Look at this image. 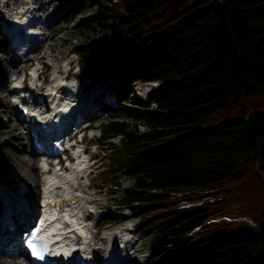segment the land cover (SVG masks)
<instances>
[{"label": "trees", "instance_id": "1", "mask_svg": "<svg viewBox=\"0 0 264 264\" xmlns=\"http://www.w3.org/2000/svg\"><path fill=\"white\" fill-rule=\"evenodd\" d=\"M85 1L93 10L77 25L103 21L105 32L74 47L80 79H119V99L136 81H160L142 113L123 108L101 128L99 142L121 140L105 158L134 178L123 187L116 166L99 174L114 204L138 218L156 264H264V109L246 97L264 88V0ZM242 97L249 118L192 128ZM244 214L252 222L233 219Z\"/></svg>", "mask_w": 264, "mask_h": 264}, {"label": "rangeland", "instance_id": "2", "mask_svg": "<svg viewBox=\"0 0 264 264\" xmlns=\"http://www.w3.org/2000/svg\"><path fill=\"white\" fill-rule=\"evenodd\" d=\"M46 2L47 0H18V1L0 0V72H1L2 60L4 59L6 62H8L7 64L9 65L10 71L13 73L12 78L6 79L5 82L2 83L3 85L0 84V98L2 99V100L0 99V129H5L6 131L11 130V135L9 134L5 137H1V131H0V179L3 178L4 180V183L0 182V187L3 186V184L9 185L11 188V195L14 196L13 195V193H15L14 188L15 187L22 188L23 181L28 180L29 181L28 183H30V185L33 182L32 180H29L28 176L25 174V172H23V170L17 171V169H14L12 166L14 163L20 164L16 151H21V147L23 145H26L28 148H30L31 143H30L28 131L23 123H22V128L25 131V138H24L25 142L21 143L20 139L18 138L19 136L18 135L19 130L17 129L18 126L15 125V122H19L16 119V114H15L16 110L8 106L6 111L5 106L8 105V103L16 106L15 102L12 100L16 96L14 95L15 94L14 91L12 93L13 90L12 86L18 81L19 77L25 74L26 78L30 79V72L34 73L35 68H37L36 70H40L42 66L45 64V68H44L45 73H43V75L45 74L44 76L48 80L51 81L55 80L57 82V89L60 91V93L63 94L64 96H68V98L65 100L68 101L67 102L68 107H72L74 105V102H76V106L79 107L80 106L79 99L81 98V102H84L82 109H84L88 106V104L91 103L92 96L93 98L96 97L95 99L96 101L94 100V102H92L91 104L92 108L90 107L92 112L95 109L100 108L102 106V102H104L105 105L108 106L105 109V111H102V114L100 113V115H97L99 112L98 113L93 112L91 114L87 110H84L83 112L78 114L79 116L86 115V117L95 115L93 117V124L94 126H96L95 132L98 135H96L95 138L92 139H88L89 136L87 135L85 136L84 140L87 141L88 145L90 141H92V143H95L94 145L88 147V152L86 153V157L88 158L89 156L92 155L94 156L97 155V157L95 164L91 165V167H93L94 170L87 177L82 176V178L78 179V174L80 173L78 170L80 168L76 170L77 171L76 178L81 182L76 183L78 187L75 189L74 194L69 193V195H75L77 193V195L79 194L78 196L81 197L76 203L75 202L71 203V205L75 207L76 210H79V212L82 215V219H84L85 222H88L89 225L91 223L90 229L87 230V232L89 231V233L91 234V236L95 241L93 248L99 247L101 253L104 254L105 253L104 248L107 246L108 242H110V239L113 238L116 241H121V238L123 237L122 234H124L123 232H125L126 230H130L129 231L130 234L127 233L125 234L126 236L130 237L132 240L130 246H133V249L131 248L130 251L134 250V253L132 255V260L135 262L134 264H156V261L159 259L156 255H153L150 252V245H151L150 237L139 229L138 218L131 213L128 207H123V209H119L114 204L113 194L111 195L109 189L102 185V181L99 178V174L103 171L114 175L115 172L111 169V167L116 166V168L119 169L117 174H118V178L122 180L121 185L123 187L130 186L134 182V178L132 177V175L130 176L125 171L126 168L122 166L117 161L116 158L114 159L105 158L108 154H110L111 150L114 147L121 145L120 144L121 140L119 139L120 137L119 135L112 136L108 139L112 143H110L109 141H103L106 144H103V142H99L98 139L101 136V128L103 127V124L106 123L107 120L112 118L110 114L114 115L117 112L121 111L123 108H127V107L130 108L129 111H131L133 114L137 115L142 113L143 102L144 100L147 99L149 94H146L144 96L142 95L136 96L135 95L136 89L140 88L142 90H145L147 86H150L151 87V90L149 91L150 93L153 89H156V87H158L160 81L157 79H153L149 81L146 80L136 81L132 86V88L126 91L127 95H125V97L122 99H119L118 96L113 92L114 86L120 82L119 79L115 81L113 79H109V80L105 79L103 81L98 82L97 84H93L92 86H90L91 82H86L80 79L79 67H78L79 56L75 54L73 50L76 45L86 40L100 39L105 32V27H104L105 22L103 21L95 22L88 27L77 25V22L79 21L80 17L90 13L93 10V8L90 7L85 0H64L60 5L57 6L58 8L61 9H58L57 7L56 8L53 7L56 10L55 12H51V10H49L50 7L48 5H47L48 7L45 9L38 8V6ZM23 7H29L31 9V11L26 15L27 17L21 16L19 13V11L23 10ZM34 11H36V14H34L32 21L29 23V26L28 27L24 26L22 30L18 31L19 38L15 41V42L19 41V43H23V44H25L28 40H30L31 44L35 42V44H33L34 49L32 51L30 50V52H28V55H19L18 53H16L13 47L14 45L12 46L11 51L10 50L8 52L4 51L3 47L5 45L11 44L12 42L2 32V27L6 26V22L7 23L10 22L11 24L13 20H17L19 18L23 19L24 17L28 18L29 14L32 12L34 13ZM41 19L47 21L45 27L41 25V23L39 22ZM44 28H45V32L47 33L42 35V39L46 37V40L42 42V39L41 40L38 39L37 41L33 39L34 37L31 34H33L34 32H38V30L42 31L44 30ZM58 28L61 29L56 31ZM48 35L50 37H47ZM42 45H44V49H40L42 48ZM51 45L54 46L51 48L50 47ZM39 50L44 52V54L46 53L43 60L36 58L34 56V53H36ZM57 58L58 59L60 58L59 62L57 61ZM16 65L18 68L16 67ZM69 65L71 67L74 66V68L72 70H69L67 75H65V77L69 78L72 76L75 78V76L73 75L77 76L78 80L76 78L75 79L78 87L77 89L79 90L77 92L79 99L77 97V93L74 95H70L69 94L70 91L66 90L65 86L61 85L64 82L63 79L64 74H66ZM206 69L207 68L204 66L189 72L173 73L171 75L164 76L163 80L165 83L172 81H181V79H183L184 77H194L201 75L206 71ZM30 85L26 86L29 94L32 93ZM79 85L81 87L82 85L83 86L86 85L85 90L80 92ZM8 90L11 91V94L10 91ZM45 91L43 90L37 92L39 101L42 100L41 94L42 92ZM86 94L88 96L85 98L84 95ZM246 97L250 102L255 101L259 103L255 105L256 108L255 111H257V113L261 112L264 109V88L256 87L255 90L253 91V95L251 97L247 95ZM124 102L126 103V105H123ZM151 106L154 107L155 104L152 103ZM253 112L254 110L252 106L249 104V102L246 101L245 97H242L239 100L231 99V102H229L225 107H222L220 109L213 111L212 113L207 114L201 121L194 124L192 128L207 129L209 126H217L219 123L223 121L232 120V119H241V118L247 119L250 117L251 113ZM10 115L12 116V118ZM9 116L10 119L12 120V123L10 125H8L7 123ZM144 127H145L144 124L139 123L140 129H144ZM12 133H14V135H12ZM4 138H7L5 142L3 141ZM95 140L97 143L95 142ZM27 154L28 157L30 158L32 156L35 157V160L37 161L36 167H38L39 155L37 156V154L31 152L29 153L27 152ZM92 158L88 160V163H92L93 161ZM23 165L24 164H20L22 168L26 166V164L24 166ZM8 168H10L11 171H13L12 172L13 174L14 171L16 170L17 174L14 178H12L11 175H7ZM24 169L26 171L28 170L27 173L29 174V171L31 169H29L28 167ZM39 171L40 174H38L37 171V176L38 177L40 176V179H42L41 175L46 176L47 175L46 173H48L42 171L41 169H39ZM62 171L63 173L69 172L68 170L65 172L64 170ZM38 179L36 181L37 183L36 186L38 189L40 188V190L42 191L43 182L38 181ZM66 188L68 189L70 187H66ZM206 197L210 201H213L215 198V196L212 195H208ZM218 197L219 199L222 198L221 195H219ZM21 199L27 202L28 200L36 201L37 203L41 199V197L39 196L37 191H34L30 188L28 190L27 196L22 197ZM182 201H185V199H183ZM201 202L202 201H197L195 203L198 204ZM184 203H188V205H185ZM184 203L183 206H190L192 204L191 202H184ZM119 213L121 215H118ZM86 215L88 216L87 218ZM221 218L230 219L231 217L229 215H223L221 217L213 218L209 221L218 220ZM245 218L248 219L250 222H252V220L245 214L233 217V219H245ZM13 249L15 250V248Z\"/></svg>", "mask_w": 264, "mask_h": 264}, {"label": "bare ground", "instance_id": "3", "mask_svg": "<svg viewBox=\"0 0 264 264\" xmlns=\"http://www.w3.org/2000/svg\"><path fill=\"white\" fill-rule=\"evenodd\" d=\"M14 1H18V0H14ZM63 1L64 0H47L46 3L41 4L40 6H38V8L39 9L40 8L45 9V8H47L49 6L50 7L49 10H51V12H55L56 10L54 8H56L58 5H60ZM58 9H61V8H58ZM30 11H31V9L29 7H23V10L19 11V13H20L21 16H26ZM33 16H34V13L33 12L29 14L30 19H32ZM26 17L24 18V20H22L20 18L17 19V20H14L13 23H17L18 22V23L26 26V24L29 22L26 19ZM39 22L44 27L47 24V21L46 20H43V19H41ZM4 28L11 29L13 31V37L14 38L16 37L15 29L13 27V24H10V22L9 23L6 22V26H4ZM22 29H23V27L18 28L19 31L22 30ZM41 33H42V31H39V34H41ZM36 34H38V33L37 32H34L31 35H36ZM5 35L9 39L12 37L9 34H5ZM47 37H50V36L48 35ZM44 40H46V37H44ZM28 44H30V40H28L25 44H21L18 41V44L17 45L23 46L21 48V49H23V48L27 47ZM53 46L54 45H51L50 47L52 48ZM11 49H12L11 44L5 45L3 47V50L6 51V52H8L9 50L11 51ZM33 49H34V46L30 50L32 51ZM40 49H44V45H42V48H40ZM30 50H28V52H30ZM28 52L27 53H22V54L23 55H28ZM45 54H44V52H42L41 50H39L36 53H34V56L36 58H39V59H42L43 60L44 57H45ZM59 59L57 58V61L58 62H59ZM7 63L8 62H6L4 59L2 60L1 72H0V84L4 83L6 79L13 77V75H12L13 73L10 71L9 65ZM16 67H17V65H16ZM12 71H15V70H12ZM53 82H54V84H53ZM49 85L51 86V88H57V82L55 80H52V82H50ZM82 88L83 87L80 88V92L83 91ZM150 90H151V87L150 86H147L145 88V90H142V89L138 88L135 91V95L136 96H141V95L144 96L146 94H149V91ZM8 91H10V90H8ZM12 93H13V90H12ZM10 94H11V91H10ZM32 95H33V93L30 95V97H32ZM77 97H78V93H77ZM34 98L38 100V96H35L34 95ZM78 99H79V97H78ZM14 100H15V105L18 104V103H20V101H21V102H23V106L24 107H28L26 100L24 101L21 98L19 99L17 97H15ZM65 100L66 99H64V101ZM56 101H57L58 104L59 103H62V98L61 97H57L56 98ZM79 102H80V106L78 108H76V109L73 110L74 111V115H78L81 112H83L84 110L89 111L91 114L93 112L94 113L95 112L98 113L100 111L99 109H95L93 112L91 111V108H92L91 107V104L93 102L92 99H91V103L88 104V106L86 108H84V109H82V107L84 105L83 104L84 102H81V98L79 99ZM5 103H6V101H5ZM11 105L12 104H9L8 103V105L5 106V110L7 111V107L8 106H10L12 109H15V106L14 105L11 106ZM49 108L50 109L47 112H50L52 110L51 107H49ZM41 113H44V111H42ZM15 114H16V119L19 121V122H15V125L18 126L17 129L19 130V134H18L19 136H18V138L20 139L21 143H23V142H25L24 141L25 131L22 128V123H23V121L26 122V121L30 120L31 115L28 114V117L29 118L26 119V116L27 115H25L24 118H21V117H18L17 116V112ZM10 116H9V119H8V122H7L8 125H10L12 123V120L10 119ZM80 117H86V115H84V116L81 115ZM11 118H12V116H11ZM33 129H37L39 131V129L37 127H33ZM30 130H31V128H28L27 129L28 134H29ZM0 131H1V137H5V136H7L9 134L11 135V130L6 131L5 129H0ZM12 135H14V133H12ZM6 140H7V138H4L3 141L5 142ZM43 141L45 142V140H43ZM26 147H27L26 145H23L21 147V151H16V153L18 155V158H19V163L20 164H24V165L26 164V166L23 165L24 167L22 168L20 166V164H16V163H14V164L12 163L13 164L12 166H13L14 169H17V171H22L23 170V172H25V174L28 176L29 180H32L34 183L32 182L31 185H30V183H28L29 182L28 180L23 181L22 188H20V187H15L14 188V190H15V193H13L14 196L11 195V188H10L9 185L3 184V186L0 187V193L2 195H4V197L6 199V205L3 206V207H0V264H29L28 258L25 255H20V254H18L16 252H13L12 251L13 248L15 247L14 240H17L18 239V236L20 235L19 230L23 226H26L27 223H29L30 220L32 218H34V216L37 213L38 207L40 206V205H38L36 203V201L28 200V202H27V201L21 199L22 197H26L27 196L28 190L30 188L32 190H34V191H37L38 194H39V196L41 194L40 188L38 189L37 186H36V184H37L36 181L39 178L38 181L41 182L40 176L39 177L37 176V171H38V174H40L39 169H42V165H39L38 167H36L37 166V161L35 160V157L32 156L30 158V157H28V154H27V152L28 153L29 152L34 153V150H32V147L31 146H30V148H28V147L26 148ZM2 151H4V150H2ZM78 156H80V153H79ZM75 165L77 166L78 169L79 168L81 169L83 167L82 160L79 159L78 162ZM26 167H28L29 169H31L29 171V174L27 173L28 170L26 171L24 169ZM68 168H69L68 166H65V167H63L61 169L64 170V172H65V171L69 170ZM42 171H45V166L43 167ZM12 172L13 171H11L10 168L7 169V175H11V177L14 178L16 176V174H17L16 173V170L14 171V174ZM75 176H77V171H75V173H73V172L63 173V172H60V171L57 170V173L56 174H54V175H48L47 176V179H54L52 182L47 180V185L56 186L55 189H51L50 191L51 192L59 193V194H57L58 196H60L61 194L64 193V191L62 190V188L59 185H57V182L58 181H60L63 186L70 187L75 192V189L78 187V185L76 183L79 181L78 180L79 178L77 179ZM0 182L1 183H4V180L0 179ZM43 185H44V181H43ZM45 192H47V191L45 190ZM50 195H51V193H50ZM50 195H47V197L45 199L46 201H48ZM78 195H77V193L75 195H69L65 199H63L62 202H59L58 200H54L53 203H48L47 204V210L50 211L52 209H56V211H58L59 209H64L65 207H63V206H67V204H71V203H74V202L76 203L79 200V198H81ZM56 198H57V196H56ZM67 213H69L68 210H66V214ZM70 217L71 216H69V218ZM72 217H73L72 219H74L76 221L75 224H74L75 227L78 226V223L79 222H77V221L79 219L77 217V214H74ZM87 217L88 216L86 215V218ZM7 220H9L10 225L13 226V229H10L9 226H7V224H6ZM62 224L63 223H62L61 220L56 221L55 224H54V227L53 228L54 229H58V233L52 234L51 237L54 238L55 240H57L58 237H60V235H61ZM88 228L89 227L87 226V229ZM15 235H16V237H15ZM128 242H131V240H129V238H125L124 240L121 241L122 244H128ZM64 245L65 246H69V245H66V244H64ZM93 245H94V243H90V241H89V247L93 248ZM55 246H58L57 247V250H60L61 246L59 244L55 243ZM98 248L99 247L93 248L94 260H95L96 252H97ZM112 253H113V250H107L106 251V254H105L106 258H109V261L113 262L114 264H123V261H117L116 258H115V256L114 257H111V259H110V256H111ZM89 264H93V261L90 262Z\"/></svg>", "mask_w": 264, "mask_h": 264}, {"label": "snow or ice", "instance_id": "4", "mask_svg": "<svg viewBox=\"0 0 264 264\" xmlns=\"http://www.w3.org/2000/svg\"><path fill=\"white\" fill-rule=\"evenodd\" d=\"M30 247H32V252H33V255H39V253L36 251L35 247L30 245ZM42 258V257H41Z\"/></svg>", "mask_w": 264, "mask_h": 264}, {"label": "built area", "instance_id": "5", "mask_svg": "<svg viewBox=\"0 0 264 264\" xmlns=\"http://www.w3.org/2000/svg\"><path fill=\"white\" fill-rule=\"evenodd\" d=\"M185 205H188V203H184Z\"/></svg>", "mask_w": 264, "mask_h": 264}]
</instances>
